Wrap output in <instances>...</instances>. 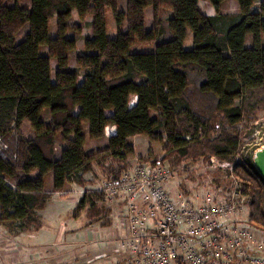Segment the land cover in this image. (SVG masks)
Masks as SVG:
<instances>
[{
    "label": "trees",
    "instance_id": "1",
    "mask_svg": "<svg viewBox=\"0 0 264 264\" xmlns=\"http://www.w3.org/2000/svg\"><path fill=\"white\" fill-rule=\"evenodd\" d=\"M124 1L0 0V220L7 229L38 226L53 193L83 183L87 138L104 139L97 150L110 156L106 176L116 179L133 152L129 136L146 134L165 136L162 161L171 167L207 155L234 161L249 187L246 224L264 231V181L250 160H235L248 113L236 99L264 102V0H235L233 11L208 0L213 14L198 0ZM135 42L153 48L135 51ZM100 199V189L85 187L74 205L108 220Z\"/></svg>",
    "mask_w": 264,
    "mask_h": 264
},
{
    "label": "built area",
    "instance_id": "2",
    "mask_svg": "<svg viewBox=\"0 0 264 264\" xmlns=\"http://www.w3.org/2000/svg\"><path fill=\"white\" fill-rule=\"evenodd\" d=\"M261 143L262 119L254 124L246 151L250 154ZM230 180L227 192L210 185L192 199L175 184L173 171L163 162L135 161L99 188L103 199L120 195L123 201V233L111 239V249L127 258L117 263L98 254L87 264H99L97 259H106L105 264H264V233L246 224L247 195ZM70 190L81 193L83 188L74 182Z\"/></svg>",
    "mask_w": 264,
    "mask_h": 264
},
{
    "label": "rangeland",
    "instance_id": "3",
    "mask_svg": "<svg viewBox=\"0 0 264 264\" xmlns=\"http://www.w3.org/2000/svg\"><path fill=\"white\" fill-rule=\"evenodd\" d=\"M124 5L125 1L119 0V8H124ZM198 5L205 13H214V7L208 0H198ZM219 7L222 10L233 11L237 9V4L235 0H223ZM74 15V18H77V15ZM86 19H90V16H87ZM105 20L106 34L108 36H114V23L111 16L107 12L105 14ZM145 22V27H149V15H146ZM89 30V27L85 25L84 27H82L81 32L82 34H86L89 32ZM51 32L53 34V29L51 30ZM190 35V31H188V35L184 41V46L186 48H190L191 46ZM262 40L264 43V34L262 35ZM250 43L251 36L249 34H246L245 44H247L248 46L250 45ZM152 46L153 43L139 44L135 42L132 45V49H134L135 51L151 50L153 48ZM82 47L83 40L80 37L76 41V49L81 50ZM54 64L55 60L51 59V65L54 66ZM68 66H76L73 57L69 59ZM134 99L135 97L132 96L130 104L134 101ZM236 101H242V103L247 107L248 113L246 118H244L243 121H241L237 125V130L240 133L242 141L240 143L239 151L237 152L235 160L238 159L239 161H249L250 154L248 151H246V145L252 138L254 124L260 122L261 119L264 120V104H262L264 102L257 103V101L253 97H243L242 99L238 98L236 99ZM109 130L110 127L106 126L105 135L109 134ZM128 141L132 143L133 146V152L127 157L128 168L133 166L135 161L137 160H159L160 162H163L167 167L171 168L169 169L173 171V177L176 180L175 184H177L178 182V186L181 191L184 192L189 198L194 199L195 195H199L203 191L207 190L210 185H219L222 192H227L228 186L233 184L230 179L236 180L239 190H242L248 196L246 191L248 192L249 187L246 186L245 182H243V180L239 177L236 170L234 169V161L221 160L214 155H207L205 157L198 158L194 163L187 164V167H185L184 165L185 161L181 162L177 167H171L168 165V163H166L165 160L162 161V157L167 152V150L164 149V135L161 137H156L148 136L146 134H134L129 136ZM103 142L104 139H102L101 141L99 140V143H97V140L95 139H86L85 145L87 151L92 153L93 155L91 156V168L82 174L83 183L79 184L76 181H73L72 183L69 182L67 184L68 189L65 190V192L53 193L48 199L46 205L41 210L37 211L40 219L38 226L32 224L27 228H21V226L18 225V222H15L11 229H7L4 226L7 221L5 219L0 220V252L1 249H4L7 253H10L12 248L17 247L16 238L18 237L19 233H22L21 241L27 244L29 243V239L27 236L28 234L34 233L37 230L44 232V229H46L47 231H53L55 235L52 238H46V243L42 242L41 244L37 245L38 247H41V249L32 252L33 258L30 257L29 262H31V264H46V257L48 264H79L82 261L78 260L79 262H76V255L72 256L73 259L71 257L73 253H76V251L72 249L73 246L66 245V243L64 242L66 241L65 238H63L61 242L59 240L56 241V239L58 238L56 237L57 233L60 234L61 231H64V229L67 228L74 229L75 231L76 229L84 228L87 226L91 227L94 225L96 227L92 232L95 238L94 241L101 238L102 232L105 233L104 236L106 238L112 236L110 234H106V232H108V230L106 229L110 227L113 221L116 222V217H113V221L110 223L111 217L116 215L118 208L119 210L122 208L123 201L121 200L120 195L115 199H112L111 201H107L105 199H100V201L98 200L110 211L107 216H104L108 217V220H105L101 214H99V216L90 218V216L86 215V207L75 208L74 204L78 199L80 193L78 191L74 192L70 190V187L72 186V184H74V182H76V184H78V187L80 188L88 187L99 189L102 185V182L108 179L106 176V165L110 162V156H108V154H105L104 151L98 152L97 150L98 147L102 148L101 144ZM229 165H231V168L229 167ZM228 170H232L231 178L230 175H228ZM184 186L186 187V189H188V192H185ZM68 196L72 197L70 198V201H68L67 199L63 200ZM261 231L264 233L263 230ZM42 246L44 250H42ZM44 254H46V256ZM123 254L124 253L116 254V257L121 258L122 256H124ZM258 254L260 255L261 253ZM27 257H29V255ZM69 257L71 258L70 261H66L65 259ZM5 258L6 262L12 259L11 256L9 258ZM18 258L19 257L16 256L14 258L15 261H17ZM100 263L105 264L103 260H101ZM8 264L13 263L9 262Z\"/></svg>",
    "mask_w": 264,
    "mask_h": 264
},
{
    "label": "crops",
    "instance_id": "4",
    "mask_svg": "<svg viewBox=\"0 0 264 264\" xmlns=\"http://www.w3.org/2000/svg\"><path fill=\"white\" fill-rule=\"evenodd\" d=\"M207 14H213V13H207ZM110 130H109V134L111 135L115 132V127L113 125H109ZM106 128V127H105ZM104 128V130H105ZM107 135V136H108ZM58 193V192H57ZM70 196H68L67 198L63 199V200H68L70 201ZM72 200V199H71ZM124 211V205L122 204V208L116 213V215L111 217L110 223L113 221V217H116V222L113 221V223L110 225L109 228H107L106 230H108V232H106V234H110L112 235L109 238H106L104 235L105 233L102 232V236L100 239L94 241V236L92 234L94 228H96L94 225L93 226H87L84 228H80V229H76L74 231V229H64V231H61L60 234L57 233L56 237H58L56 239V241H62L63 238H65L66 241H64L66 243V245H72V249L74 251H76V253H73L71 255V257L73 255H76V262L82 261L79 264H87L88 259H94L95 255L101 254L104 256H107L109 260L107 261H111V262H117V263H121L125 258L126 254H123L124 256H122L121 258H117L116 254L112 252L111 249V239L115 236V235H119L123 233V229L121 228L120 225V214ZM42 230V229H40ZM63 230V229H62ZM71 230V231H70ZM21 234H18V237L16 238V242H17V247H14L11 249L10 253H7L6 250L1 249L0 252V264H8L9 262L13 263V264H31V262H29L30 257L33 258V251H37L39 249H41V247H38V244H41L42 242H45L46 238H52L55 234L53 231L51 230H46L44 229V232L42 231H36L34 233L28 234V239H29V243L25 244L24 242L21 241ZM99 236V235H98ZM47 240V239H46ZM42 250L43 246H42ZM29 255V257H27ZM46 256V254H44ZM12 257V259H10L8 262H6V258ZM18 256L19 258L17 259V261H15V257ZM70 257L66 258V261H70ZM73 259V257H72ZM79 260V261H78ZM102 259H97L96 262H98L99 264H101ZM106 260V259H105ZM105 260H103L105 262ZM45 263L48 264L47 262V258L45 257ZM39 262V261H38ZM39 264V263H38ZM70 264V263H68Z\"/></svg>",
    "mask_w": 264,
    "mask_h": 264
},
{
    "label": "water",
    "instance_id": "5",
    "mask_svg": "<svg viewBox=\"0 0 264 264\" xmlns=\"http://www.w3.org/2000/svg\"><path fill=\"white\" fill-rule=\"evenodd\" d=\"M250 162L255 172L264 181V143L259 144L251 150Z\"/></svg>",
    "mask_w": 264,
    "mask_h": 264
}]
</instances>
